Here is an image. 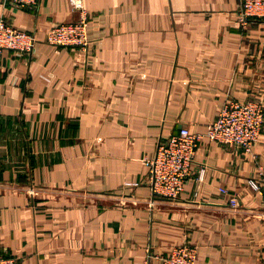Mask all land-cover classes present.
Here are the masks:
<instances>
[{
    "label": "crops",
    "instance_id": "crops-1",
    "mask_svg": "<svg viewBox=\"0 0 264 264\" xmlns=\"http://www.w3.org/2000/svg\"><path fill=\"white\" fill-rule=\"evenodd\" d=\"M83 3L88 53L45 40L79 19L70 0H0V17L37 36L33 54L5 49L0 66V251L20 264H163L150 251L190 242L197 264H264V196L247 181L264 168V128L256 159L202 140L178 199L148 186L161 138L206 130L228 97L264 103V19L243 25L241 0Z\"/></svg>",
    "mask_w": 264,
    "mask_h": 264
},
{
    "label": "built area",
    "instance_id": "built-area-1",
    "mask_svg": "<svg viewBox=\"0 0 264 264\" xmlns=\"http://www.w3.org/2000/svg\"><path fill=\"white\" fill-rule=\"evenodd\" d=\"M22 7L35 8L42 0H3ZM79 11L77 21L64 22L49 29L46 42L58 46L76 47L88 53L93 38L89 34L90 15L83 0H70ZM239 19L247 25L252 19H264V0H241ZM37 43L34 32L22 30L0 17V66L3 51L33 54ZM264 128V103L259 99L237 100L228 97L217 117L204 131H191L183 126L178 133L161 138L154 156L148 161V186L153 198L178 199L193 173L195 155L200 142L209 139L218 144L235 146L247 155L257 158L255 146ZM258 175L249 177L248 184L264 196V168L258 166ZM205 169L199 175L204 178ZM133 185H138L134 183ZM227 192V188H221ZM33 188L30 194H34ZM230 204L239 208L237 194H230ZM152 204H155L153 199ZM264 214V212H263ZM150 251V248L148 249ZM150 259H160L163 264H197L198 247L190 242L173 245L168 255L149 253ZM0 264H20L18 257L0 251Z\"/></svg>",
    "mask_w": 264,
    "mask_h": 264
}]
</instances>
